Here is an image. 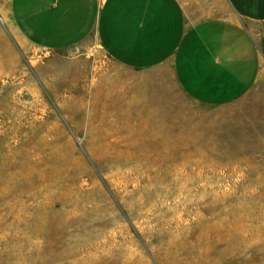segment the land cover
<instances>
[{
	"label": "rangeland",
	"instance_id": "rangeland-1",
	"mask_svg": "<svg viewBox=\"0 0 264 264\" xmlns=\"http://www.w3.org/2000/svg\"><path fill=\"white\" fill-rule=\"evenodd\" d=\"M181 1L197 18H234L225 0ZM8 6L0 0V264H264V73L214 107L164 69L128 106L119 89L133 76L91 39L34 48Z\"/></svg>",
	"mask_w": 264,
	"mask_h": 264
},
{
	"label": "crops",
	"instance_id": "crops-1",
	"mask_svg": "<svg viewBox=\"0 0 264 264\" xmlns=\"http://www.w3.org/2000/svg\"><path fill=\"white\" fill-rule=\"evenodd\" d=\"M225 2L233 19L197 18L181 0H9L8 16L37 49H81L91 39L133 76L120 83L128 106L144 99L145 84L164 83L168 69L187 97L219 107L241 99L264 73V0ZM107 84L106 100H116Z\"/></svg>",
	"mask_w": 264,
	"mask_h": 264
}]
</instances>
